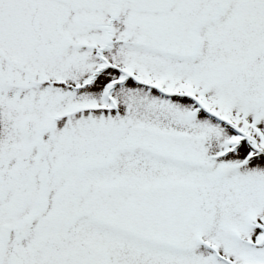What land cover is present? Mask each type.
<instances>
[{
    "label": "snow or ice",
    "instance_id": "obj_1",
    "mask_svg": "<svg viewBox=\"0 0 264 264\" xmlns=\"http://www.w3.org/2000/svg\"><path fill=\"white\" fill-rule=\"evenodd\" d=\"M0 264H264V0H0Z\"/></svg>",
    "mask_w": 264,
    "mask_h": 264
}]
</instances>
